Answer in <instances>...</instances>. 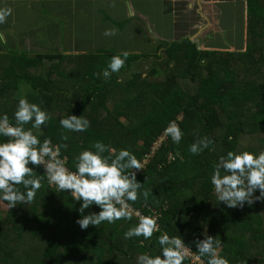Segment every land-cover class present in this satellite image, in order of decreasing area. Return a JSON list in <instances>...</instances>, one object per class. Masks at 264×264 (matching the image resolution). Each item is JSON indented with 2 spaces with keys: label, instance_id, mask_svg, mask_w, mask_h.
<instances>
[{
  "label": "trees",
  "instance_id": "1",
  "mask_svg": "<svg viewBox=\"0 0 264 264\" xmlns=\"http://www.w3.org/2000/svg\"><path fill=\"white\" fill-rule=\"evenodd\" d=\"M249 9L246 51H200L187 40L184 48L183 43L175 44L166 51L169 63L175 60L178 68L194 69L188 80L197 84L193 94H186L181 77L175 75L149 82L134 72L120 81L116 75L126 73L135 61L129 57L119 73L108 80L98 78L92 88L87 84L98 73L85 61L72 62L73 57L63 54H37L36 59L0 55V116L7 114L14 123L21 97L39 104L51 115L40 139L50 138L53 145L66 143L61 158H67L66 166L72 171L75 157L83 150L95 151L92 146L97 141L117 152L127 149L142 161L175 121L183 138L176 144L167 136L147 169L137 175L152 194L147 206L141 196L133 208L147 215L159 211L161 233L180 236L196 255L192 241L210 235L221 241L218 254L229 264H264V202L228 208L218 201L210 182L214 165L228 151L258 154L264 150V0H249ZM232 63L238 69L232 70ZM106 68L101 66L103 71ZM238 70L245 73L240 76ZM67 114L83 115L90 127L85 132L63 130L59 121ZM179 115L182 120L176 118ZM62 132L68 136L66 141ZM248 135H257L260 145L242 146L241 139ZM204 136L214 140L215 150L191 154L190 145ZM171 154L174 160L169 163ZM29 166L42 177V188L30 205L18 204L0 217V264H137L140 254H160L157 236L161 233L144 241V247L139 246L142 237L124 239L125 231L138 223L135 218L81 230L76 220L81 218L82 202L50 188L43 169ZM100 210L92 205L83 214ZM207 259L202 258L205 264ZM185 264H192L191 259Z\"/></svg>",
  "mask_w": 264,
  "mask_h": 264
},
{
  "label": "clouds",
  "instance_id": "2",
  "mask_svg": "<svg viewBox=\"0 0 264 264\" xmlns=\"http://www.w3.org/2000/svg\"><path fill=\"white\" fill-rule=\"evenodd\" d=\"M11 13L10 7H0V24L6 23ZM103 34L114 36L116 30L106 29ZM128 56L127 51L112 56L102 73L103 78L108 80L113 73H119ZM50 119L48 111L25 97L18 101L14 123L10 122L7 114L0 116V138H4L0 142V201L6 202L9 210L18 204L30 205L42 188V177H37L29 165L42 166L49 185H55L59 192L70 193L72 199L82 202L78 209L81 218L76 220L81 230L89 226L99 227L104 222L131 221L134 213L132 204L141 196L147 206L152 190L144 188V183L137 181L136 173L143 170L144 165L134 154L127 149L117 152L97 141L92 146L95 151L83 150L75 157V171H72L66 166L67 158H61V149H67L68 145H53L50 138L40 139ZM59 124L68 132H85L90 127V121L83 115L67 114ZM165 134L176 144L181 142L184 135L175 121L169 123ZM61 139L66 141L68 136L62 132ZM214 143L213 139L204 136L191 144L189 151L193 155L201 154L206 149L214 151ZM210 182L218 201L228 208L242 209L245 204L252 206L257 201L264 202V150L258 154L228 151L214 165ZM257 191L258 196L254 195ZM92 205L101 210L84 215V211ZM135 215L138 223L125 231L124 239L142 237L139 246L144 247V241L161 233L158 217L142 215L138 211ZM157 241L160 254H140L137 264H185L192 253L180 236H170L166 231L157 236ZM192 243L196 246L198 259L208 258L206 264H229L226 258L218 254L221 241L215 237L204 235L203 239H195Z\"/></svg>",
  "mask_w": 264,
  "mask_h": 264
},
{
  "label": "crops",
  "instance_id": "3",
  "mask_svg": "<svg viewBox=\"0 0 264 264\" xmlns=\"http://www.w3.org/2000/svg\"><path fill=\"white\" fill-rule=\"evenodd\" d=\"M0 7L12 9L0 24L1 56L63 54L73 57L72 62L85 61L99 74L90 77L92 88L103 78L101 66L111 60L104 57L107 53L127 51L135 60L127 72L146 68L137 73L149 82L164 81L168 74L188 85L194 69L178 68L165 55L175 44L184 48L187 40L200 51L213 52L246 51L249 45V0H0ZM238 26H243L241 32L247 27L244 39L242 33L236 41L229 38L231 43L221 41L226 30L237 32ZM110 28L116 35L105 36ZM125 75L116 76L125 81Z\"/></svg>",
  "mask_w": 264,
  "mask_h": 264
},
{
  "label": "rangeland",
  "instance_id": "4",
  "mask_svg": "<svg viewBox=\"0 0 264 264\" xmlns=\"http://www.w3.org/2000/svg\"><path fill=\"white\" fill-rule=\"evenodd\" d=\"M233 10L234 9H232L231 11L233 12ZM232 26H233V24H232ZM234 27V26H233ZM243 26H238V31L237 32H234V31H229V30H226V32H224L223 33V37H222V42H227V43H231V40L232 39H234L235 41L237 40V39H240L239 37H241L242 36V33H244V37H243V39L245 38V34H246V29H247V27L246 26H244V31L243 32H241L239 29H241ZM239 34V35H238ZM233 37V38H232ZM229 38H232L231 40H229ZM233 51L235 50V49H232ZM239 50V49H238ZM246 50V49H245ZM221 51V50H220ZM238 52V51H237ZM225 57L227 58L228 56H226L225 55ZM110 62V61H109ZM108 62V63H109ZM148 63H152L151 61H148ZM96 64V67H97V65L99 64V63H95ZM155 65H156V63H155ZM144 67V66H143ZM232 70L233 69H238L237 67L235 68V65H234V63H232V65L231 66H229ZM176 68V67H175ZM174 68V69H175ZM229 68V69H230ZM100 69V68H99ZM145 71L146 70V68H134L133 69V71L132 72H138V71ZM143 71V72H144ZM203 71V70H202ZM132 72L130 73V72H126V75H125V77H127V79H129L130 78V76H131V74H132ZM205 73V72H204ZM238 73L240 74V76H242L244 73H245V71L243 70H238ZM157 77V76H156ZM117 78H119V77H117ZM123 78V77H122ZM165 77H162V80L164 79ZM181 83H180V86H182V88H183V90L186 92V94H193V93H195L196 92V88H197V84H192V83H189L188 85H187V80H184V79H182L181 81H180ZM188 96H190V95H188ZM190 100V99H189ZM176 118H179V120H182L183 119V116L182 115H179V116H177ZM124 120V119H123ZM259 138H258V136L257 135H248V136H245V137H243L242 139H241V145L242 146H249V147H256V146H258V145H260V141L258 140ZM166 140V137L163 139V141H165ZM151 149H152V147H151ZM242 149V148H241ZM239 152H242V150H240L239 149ZM175 153L176 154H179V151H175ZM147 155V154H146ZM135 171V170H134ZM8 210V207H7V205L5 204V203H3L2 201H0V217L1 218H3V217H5V212ZM218 250H220V249H218Z\"/></svg>",
  "mask_w": 264,
  "mask_h": 264
},
{
  "label": "built area",
  "instance_id": "5",
  "mask_svg": "<svg viewBox=\"0 0 264 264\" xmlns=\"http://www.w3.org/2000/svg\"><path fill=\"white\" fill-rule=\"evenodd\" d=\"M166 137L167 139V135L166 136H163L161 138H159V140L155 143V145L152 147L150 153H148L147 155L144 156L143 160L141 161L142 164L144 165V168L143 170H140L136 173V176L141 174L144 170L147 169V166L150 164L151 160L153 159V157L155 156L156 152L159 150L160 146L166 141H163V139ZM174 160V155H170V157L168 158V162L170 163V161ZM41 168L43 169L44 171V174H45V170L44 168L41 166ZM50 188L54 189V190H57L55 185H49ZM58 191V190H57ZM145 207V206H144ZM132 209L134 210V213H133V218L137 219L138 220V217L135 215V212L138 211L140 212L142 215H147L146 213H144L142 211V209H136V208H133L132 206ZM152 212V215L153 216H156L158 217V223H159V226H160V218H161V213L157 210H151ZM160 229H161V226H160ZM162 231V230H161ZM198 255H196L195 253H190L189 257L192 261V264H205V262L202 260V258H197Z\"/></svg>",
  "mask_w": 264,
  "mask_h": 264
}]
</instances>
